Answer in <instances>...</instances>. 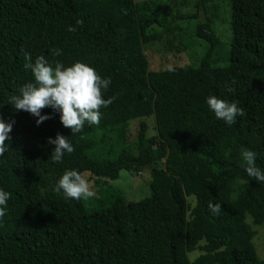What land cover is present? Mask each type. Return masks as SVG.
I'll return each instance as SVG.
<instances>
[{"label":"trees","instance_id":"obj_1","mask_svg":"<svg viewBox=\"0 0 264 264\" xmlns=\"http://www.w3.org/2000/svg\"><path fill=\"white\" fill-rule=\"evenodd\" d=\"M136 0H0V115L14 121L0 156V189L10 194L0 218V264H264L246 222H264V184L241 167V151L257 154L264 171V0H228L231 42L217 66V0H195L188 18L203 20L195 37L207 47L198 65L152 70L143 46L158 40L152 26L184 16L161 15ZM77 20H83L78 25ZM72 26L76 31H68ZM58 50L59 55L54 52ZM53 65L89 64L110 78L98 125L72 135L60 113L50 118L15 111L9 98L33 81L24 54ZM173 69L169 71L168 69ZM215 95L245 111L228 125L207 105ZM153 116L156 134H137V154L125 147L131 120ZM57 133L74 147L63 161L49 159ZM161 162L162 166L157 167ZM150 173V195L129 201L106 185L120 171ZM89 171L95 197L65 199L53 189L66 170ZM188 197L193 199L188 200ZM209 201L222 205L219 215ZM198 250L194 259L189 253Z\"/></svg>","mask_w":264,"mask_h":264},{"label":"clouds","instance_id":"obj_2","mask_svg":"<svg viewBox=\"0 0 264 264\" xmlns=\"http://www.w3.org/2000/svg\"><path fill=\"white\" fill-rule=\"evenodd\" d=\"M78 25H83V20H77ZM68 31H76L70 26ZM55 55L60 52L56 50ZM24 69L31 70L34 82L25 83L18 89V94L9 98L15 111H27L37 117V125L49 119V115H42V109L51 107L60 113V120L64 127L70 128L72 135L81 132L85 126L98 125L101 120L102 107H108L114 97L103 98V90L108 89L111 80L103 78L89 64L82 61H75L70 66L61 62L51 63L45 56L40 55L33 58L30 53L24 54ZM169 71L173 69L169 68ZM207 105L214 112L219 120L225 121L228 125L237 122V117H243L245 111L235 102H228L215 95L207 97ZM14 121L5 122L0 115V156L7 150L6 141L12 131ZM48 143L55 145L49 159L60 163L63 161L65 152L72 153L73 145L68 137L57 133L55 138L49 137ZM257 154L247 148L241 151V167L247 175L264 184V171L256 165ZM56 193L63 191L65 199H84L95 197L96 193L90 187L89 181L78 170H66L59 181L55 184ZM10 194L0 189V218L6 214L7 201ZM208 208L213 215H219L222 209L220 203L209 201Z\"/></svg>","mask_w":264,"mask_h":264},{"label":"rangeland","instance_id":"obj_3","mask_svg":"<svg viewBox=\"0 0 264 264\" xmlns=\"http://www.w3.org/2000/svg\"><path fill=\"white\" fill-rule=\"evenodd\" d=\"M138 2L150 0H136ZM153 6L156 7L157 12L161 15L168 16H184L182 19L175 20L169 26L159 27L152 26L150 31L158 35V40L152 43H146L143 46L149 62V67L152 70L164 69L173 65L182 66L184 68L195 67L198 65L203 56L207 44L195 37V27L203 20V15L200 14L198 18H188L187 16L194 13L195 0H151ZM220 6V17L215 22V28L220 35V45L218 47L217 57H219L217 66L224 67L227 64V57L229 56L231 31L229 29V6L228 0H217ZM147 125L145 132V142L148 138L156 134L154 128L153 116H147L133 119L128 124L127 139L125 147L129 154H137V134L141 121ZM161 167L162 163L156 165ZM82 174L89 181L90 187L97 194V186L95 180L97 179L89 171H83ZM102 187L111 185L119 189L125 198L129 201H137L150 195L149 183L151 180L149 169L143 168L138 172L137 177L130 176L126 171L122 170L116 180L103 179ZM189 201L193 202L191 197ZM87 204V200L85 201ZM246 222L254 231L252 238L256 252L259 257L264 255V222L260 224L254 223L251 216L247 215ZM200 254V251L195 250L189 253V258L192 260Z\"/></svg>","mask_w":264,"mask_h":264}]
</instances>
